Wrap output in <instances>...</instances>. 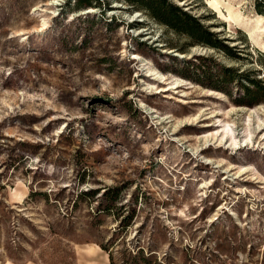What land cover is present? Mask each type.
Wrapping results in <instances>:
<instances>
[{
	"label": "rangeland",
	"instance_id": "1",
	"mask_svg": "<svg viewBox=\"0 0 264 264\" xmlns=\"http://www.w3.org/2000/svg\"><path fill=\"white\" fill-rule=\"evenodd\" d=\"M170 1L233 51L126 0H0V264H264V99L224 82L264 87V0Z\"/></svg>",
	"mask_w": 264,
	"mask_h": 264
},
{
	"label": "trees",
	"instance_id": "2",
	"mask_svg": "<svg viewBox=\"0 0 264 264\" xmlns=\"http://www.w3.org/2000/svg\"><path fill=\"white\" fill-rule=\"evenodd\" d=\"M130 5L136 6L139 9L147 11L153 18H155L160 23L174 29L178 33H183L196 42L207 44L216 48H223L227 50L230 54L233 51L232 47L227 46L223 43L222 39H219L213 32H210L204 25L194 16L185 11L182 7L174 4L170 0H126ZM91 0H78V7L91 6ZM264 56V54H263ZM193 69L195 67L192 65ZM201 69L196 68L197 76L192 78L190 75H186L187 78L193 79L194 81L203 84L205 86H210L214 88H219V86H212L205 82L207 74L205 72H200ZM227 74L225 76L224 82L233 83L236 78H245L248 81V85H244L246 97L254 100L250 102L249 105H254L260 103L264 99V87L263 82L257 78H251V75L246 74H235L233 69H227ZM200 77H203L201 79ZM210 79V77H209ZM262 91V93H261ZM262 99V100H261Z\"/></svg>",
	"mask_w": 264,
	"mask_h": 264
},
{
	"label": "bare ground",
	"instance_id": "3",
	"mask_svg": "<svg viewBox=\"0 0 264 264\" xmlns=\"http://www.w3.org/2000/svg\"><path fill=\"white\" fill-rule=\"evenodd\" d=\"M211 2L212 5L216 6V9H217V5L219 3V0H209ZM209 2V3H210ZM213 6V7H214ZM228 8V7H227ZM220 9V8H219ZM218 10V9H217ZM93 12L94 9L93 8H90L89 10H87V12ZM232 14H235L234 11H231L230 10V18L233 19V16ZM236 15V14H235ZM260 20H262V17H260L259 19H257V23L256 25H254L252 27V30L250 31V36L253 38V32H255V30H258L260 27H259V23H260ZM241 22V21H240ZM46 25V24H45ZM262 31V30H261ZM250 38V37H249ZM251 40V39H250ZM263 45V44H262ZM179 56H183L182 54H180ZM134 58H137V59H141L140 56H136ZM144 66V69H146V72H147V76H152L154 80H157V81H160V82H163L165 84H167L169 86V84H171L170 88L171 89H177L179 88V86H182V83H185L184 80H181L179 78H173L171 80V77L167 76V75H164L160 72H158L156 69H154L153 67L151 66H148L147 67V63H144L143 64ZM150 85V84H149ZM153 87V86H151ZM169 87L167 88H163L162 90L165 91V90H168ZM211 94V93H210ZM232 113V112H231ZM231 113H227L228 116H230ZM254 113H256L255 111H250L249 112V116L248 118L246 119V122H247V142L250 141L252 144H253V132H256L257 129H261L264 127V122H261L259 117L258 118V121H256V127L253 128L252 130V127H251V122L253 121V117H254ZM263 113V112H262ZM169 118V117H168ZM194 119V118H193ZM193 119L192 118H189L188 119V124H190V121L192 120L193 122ZM197 119V118H196ZM220 121V124L218 126L222 127V129L220 131H218L217 133H211L209 135H204V144H207L208 142H210L212 139H218L220 140V142H225V144H227V142L229 140H231V146H234L235 149L238 147V141H237V138L235 136V131L234 129L231 127L232 125H230L229 122H226V121H222V120H219ZM181 123V122H180ZM184 125V124H183ZM208 125H211V124H208ZM206 126V125H204ZM256 129V130H255ZM220 132V134L218 135V133ZM259 143V142H258ZM261 143L263 144V147H264V136L261 138ZM198 149V148H197ZM205 158V157H204ZM205 163H209V164H214V165H217L218 167H223V170L228 173L229 175V172H232V170H234L235 168H237L235 165H228V166H225V163L221 162V161H216L212 158H206V161ZM251 170H253V168L251 166H241L239 167V170L237 171V173L239 175L241 174H246L247 172H250ZM263 180V179H262ZM263 187V186H262ZM202 189L204 187H201ZM210 188H208L209 190ZM205 191V190H204ZM204 194V193H203ZM206 194V193H205ZM206 196V195H205ZM236 198V197H235ZM198 201V200H197ZM238 202V201H237ZM194 204V203H193ZM203 204V202H202ZM222 208V207H221ZM224 209V208H223ZM221 210V209H220ZM220 212V211H219ZM202 213V212H201ZM232 213V212H231ZM235 214V213H234ZM237 215V214H236ZM233 216V215H232ZM234 217V216H233ZM237 217V216H236ZM219 218V217H218ZM212 219V218H211ZM238 220V219H236ZM213 221V220H212ZM239 223V222H238Z\"/></svg>",
	"mask_w": 264,
	"mask_h": 264
}]
</instances>
